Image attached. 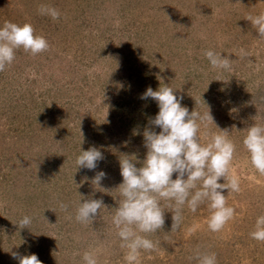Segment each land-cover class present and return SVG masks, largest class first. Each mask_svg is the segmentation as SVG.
Returning <instances> with one entry per match:
<instances>
[{
    "label": "rangeland",
    "instance_id": "1",
    "mask_svg": "<svg viewBox=\"0 0 264 264\" xmlns=\"http://www.w3.org/2000/svg\"><path fill=\"white\" fill-rule=\"evenodd\" d=\"M41 4L57 8L60 18L41 15ZM261 11L264 0H0V27L28 23L49 43L35 56L17 49L0 72V264H19L13 252L35 254L42 264H84L86 251L98 264H126L111 222L119 160L135 155L140 167L143 132L161 131L149 123L157 103L141 99L161 84L183 97L190 113L208 107L214 124L229 130L236 145L231 174L241 190L223 191L236 215L216 233L207 227V203L195 213L185 207L172 232L165 211L163 228L147 234L157 249L142 252L140 264H197V250L214 252L218 264H264V242L249 236L264 215V175L252 167L245 133L238 132L264 124V40L247 21ZM240 48L250 55L240 59ZM206 49L234 61L218 81ZM215 125L201 126V143ZM90 147L104 159L95 170L77 169L80 148ZM100 171L106 191L92 184ZM78 194L102 199L107 209L93 223H78ZM25 215L32 223L20 229L15 224Z\"/></svg>",
    "mask_w": 264,
    "mask_h": 264
},
{
    "label": "clouds",
    "instance_id": "2",
    "mask_svg": "<svg viewBox=\"0 0 264 264\" xmlns=\"http://www.w3.org/2000/svg\"><path fill=\"white\" fill-rule=\"evenodd\" d=\"M41 15L53 20L60 18V11L52 6L41 4ZM247 21L256 29L259 39L264 40V11L257 15H248ZM22 48L33 56L49 49V43L43 36L35 35L31 24L5 21L0 27V72L11 66L16 58V50ZM240 59L250 55L244 48L238 50ZM203 56L211 69L217 72V81L224 72L232 71L233 60L212 49L203 50ZM172 87L161 84L158 90L148 87L141 99L151 98L158 106V114L150 118L149 123L161 131L146 128L143 132L146 156L140 167L136 156L122 155L119 160L122 183L115 189L119 193L118 207L114 208L111 222L120 240V247L125 249L126 264H140L142 252L157 249V243L147 238L161 230L165 223V211L172 213V231L179 230L183 221L185 207L195 213L201 204L207 203L209 216L207 227L213 232L221 231L236 215V210L228 206L223 194L240 192V181L231 174V165L236 152V145L230 138L228 129H219L213 121L210 109L203 114L181 105L183 97L177 98ZM51 107V106H50ZM235 111V109H233ZM255 119V118H254ZM215 125L216 131L202 133L206 144L201 143V126L208 128ZM243 146L248 153L252 167L264 175V124L254 123L243 131ZM82 134V133H81ZM138 134V133H134ZM102 153L95 147L86 151L79 150L75 158L77 169L95 170L98 161L103 160ZM173 174L176 178L173 179ZM106 173L97 172L92 180L100 187ZM223 179L225 183H218ZM76 207L75 220L81 224L93 223L101 208L107 209L102 199H85ZM67 205L60 204L62 210ZM45 218V217H44ZM46 219V218H45ZM32 218L23 216L15 225L20 229L28 228ZM191 231V230H190ZM251 239L264 242V215L257 216L254 230L249 233ZM19 264H42L37 255L20 256L12 253ZM197 264H218L214 252L196 251ZM84 264H98L94 252L86 251Z\"/></svg>",
    "mask_w": 264,
    "mask_h": 264
}]
</instances>
